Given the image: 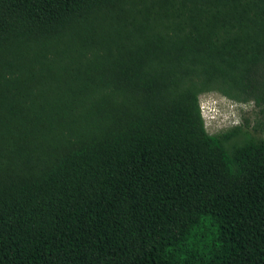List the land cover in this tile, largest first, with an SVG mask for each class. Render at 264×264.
Listing matches in <instances>:
<instances>
[{
    "label": "trees",
    "instance_id": "1",
    "mask_svg": "<svg viewBox=\"0 0 264 264\" xmlns=\"http://www.w3.org/2000/svg\"><path fill=\"white\" fill-rule=\"evenodd\" d=\"M264 0H0V264H264Z\"/></svg>",
    "mask_w": 264,
    "mask_h": 264
},
{
    "label": "rangeland",
    "instance_id": "2",
    "mask_svg": "<svg viewBox=\"0 0 264 264\" xmlns=\"http://www.w3.org/2000/svg\"><path fill=\"white\" fill-rule=\"evenodd\" d=\"M198 104L207 134L215 135L238 127L240 133L231 143L241 144L264 138V114H260L251 102H236L209 92L198 97Z\"/></svg>",
    "mask_w": 264,
    "mask_h": 264
}]
</instances>
